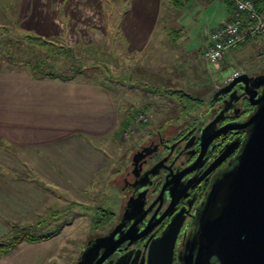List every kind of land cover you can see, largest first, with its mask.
<instances>
[{
	"label": "crops",
	"instance_id": "crops-1",
	"mask_svg": "<svg viewBox=\"0 0 264 264\" xmlns=\"http://www.w3.org/2000/svg\"><path fill=\"white\" fill-rule=\"evenodd\" d=\"M0 3H18L19 10L28 14L25 19L33 15L35 26L40 25L39 20L58 26L55 3L63 14L69 12L72 26H77L76 22L83 26L85 21L96 23L98 15L100 21L93 25L105 28L108 11L113 10L122 38L137 57L144 51L152 52V56L160 51L204 54L205 31L223 24L232 13L228 0ZM46 4L55 12L53 16L45 14ZM88 11L93 12L91 17H86ZM64 17H59L61 22H65ZM231 52L218 63L221 68L227 64L233 68ZM121 101L109 86L81 74L63 80L35 78L25 70H0V237L12 222L26 223L43 214L44 207L64 201L61 196L78 200L86 197L84 194L92 192L96 183L107 176V148L123 138L118 132L128 117ZM0 264H22V243L0 258Z\"/></svg>",
	"mask_w": 264,
	"mask_h": 264
},
{
	"label": "rangeland",
	"instance_id": "rangeland-1",
	"mask_svg": "<svg viewBox=\"0 0 264 264\" xmlns=\"http://www.w3.org/2000/svg\"><path fill=\"white\" fill-rule=\"evenodd\" d=\"M9 4L10 6H4L0 3V27L5 26L18 36L25 31L35 34L38 32L57 44L71 47L79 60L74 69L77 70L80 66L83 78L109 86L122 99V109L126 116L134 117L132 125L124 131L123 138H118L115 145L107 148V179L98 181L92 192L84 194L86 197L78 200L61 196L60 199L64 201L53 202L44 207L43 214L37 218L22 222L24 225L36 224L41 216L52 214L49 213L51 210L61 212V216L49 225L32 229L34 233L48 234L62 227L59 234L38 243L22 242V264H76L87 239L106 233L116 221L115 218L107 226L95 227L94 217L97 211L100 208L109 209L113 211V217L120 213L123 201L118 193L119 186L122 184L123 170L129 165L137 134H141L146 126L150 128L162 123H175L185 111L177 97L164 93L180 89L203 100V104L209 101L218 88L228 83V78L234 73L255 74L264 71V35L249 39L242 46L233 49L229 55L233 68L229 64L221 68V63L214 65L205 60L204 54L160 51L152 56V52L144 51L138 57L132 55L135 53L130 52L129 45L122 38L113 10L108 11L105 28L93 25L99 23L98 15L95 17L96 23L85 21L86 25L83 26L76 22L77 26H72L71 17L67 16L69 12L63 14L64 10H60L59 4L55 3L58 8V14H55L50 9V4H46L48 9L44 8L45 14H55V18L58 17V26L52 27L48 20H39L40 25H33V15L25 19L28 14H25V10H19L18 3ZM84 13L87 15V12ZM90 13L93 14L88 11L86 17H91ZM61 15H65V22L60 21ZM6 41L7 36L0 32V70L22 71L27 69V62L47 56L45 52L30 48L24 43L12 46L13 49L9 52ZM52 61L51 59L49 63L52 64ZM57 63L59 65L55 66V70L59 69L61 74L72 73L68 69L71 62L58 59ZM146 106L148 109L143 111ZM140 114L152 117L148 122L137 121Z\"/></svg>",
	"mask_w": 264,
	"mask_h": 264
},
{
	"label": "flooded vegetation",
	"instance_id": "flooded-vegetation-1",
	"mask_svg": "<svg viewBox=\"0 0 264 264\" xmlns=\"http://www.w3.org/2000/svg\"><path fill=\"white\" fill-rule=\"evenodd\" d=\"M249 75H264V71ZM214 94L207 103L184 111L175 123L146 126L137 134L119 186L120 213L104 225L116 218L113 227L99 235L117 229L114 239L123 240L99 261L111 244L101 247L91 264H148L151 241L177 216H183V222L174 264L185 263L182 257L186 240L196 228L195 216L212 183L230 166L246 137V129L221 130L245 119L254 108L241 83L229 92ZM227 106L231 107L225 110ZM96 237L87 239L84 248Z\"/></svg>",
	"mask_w": 264,
	"mask_h": 264
},
{
	"label": "water",
	"instance_id": "water-1",
	"mask_svg": "<svg viewBox=\"0 0 264 264\" xmlns=\"http://www.w3.org/2000/svg\"><path fill=\"white\" fill-rule=\"evenodd\" d=\"M240 83L253 111L221 131L246 129V137L230 166L212 183L195 216V231L185 243L184 264H264V75L239 74L214 96ZM182 222L183 216L174 217L163 234L151 241L148 264H174ZM116 231L90 239L77 264H91L100 248L110 243L99 261L108 257L123 240L114 239Z\"/></svg>",
	"mask_w": 264,
	"mask_h": 264
},
{
	"label": "trees",
	"instance_id": "trees-1",
	"mask_svg": "<svg viewBox=\"0 0 264 264\" xmlns=\"http://www.w3.org/2000/svg\"><path fill=\"white\" fill-rule=\"evenodd\" d=\"M256 7L259 11L264 12V0H256ZM231 11L233 9V5L231 4ZM0 32L2 35L7 36V44L9 48V52L13 49L15 45L26 44L30 48H35L39 51H43L47 54L46 57H41L35 61L27 62V69L30 74H32L35 78H60L63 80H69L80 74L83 70L81 67L74 69L75 64L79 63L78 57L73 53V49L69 46L57 44L41 35L32 33V32H24L22 35H15L10 32V30L5 27H0ZM243 44H240L242 46ZM239 47V46H238ZM52 64H50V60ZM63 60L68 63L71 62V65L68 67L69 70H72L70 74H61L59 69L55 70V66L59 65L57 60ZM156 92H160V90H153ZM165 95H173L177 97L183 104V109L189 110L191 108L201 106L203 100L193 97L191 94L187 93L183 90H167ZM148 106L143 108V111L147 110ZM134 117L132 115L126 117L123 120L122 130L118 132L119 135H123L124 131H126L133 122ZM49 210V209H48ZM47 210V211H48ZM50 215L41 216L40 220L36 224L24 225L20 222H12L9 230L0 237V258L6 255L11 254L22 242H30V243H38L42 241H46L57 234L60 233L62 227H59L56 231L48 234H38L34 233L32 229H39L41 227H45L49 225L52 221L61 216V212L51 210ZM113 211L103 208H100L96 216L94 217L95 227L104 226L108 224L113 218Z\"/></svg>",
	"mask_w": 264,
	"mask_h": 264
},
{
	"label": "built area",
	"instance_id": "built-area-1",
	"mask_svg": "<svg viewBox=\"0 0 264 264\" xmlns=\"http://www.w3.org/2000/svg\"><path fill=\"white\" fill-rule=\"evenodd\" d=\"M228 1L233 5L231 16L223 24L204 33V57L211 64H218L230 50L247 40L264 35V12L257 9L255 0ZM239 74L234 73L228 78L229 81ZM151 117L149 114H140L137 121L148 122Z\"/></svg>",
	"mask_w": 264,
	"mask_h": 264
}]
</instances>
